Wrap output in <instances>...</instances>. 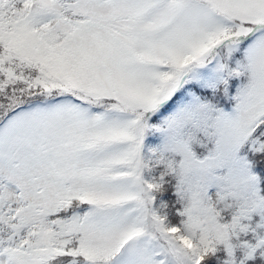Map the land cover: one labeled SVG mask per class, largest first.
<instances>
[{"label": "snow or ice", "instance_id": "1", "mask_svg": "<svg viewBox=\"0 0 264 264\" xmlns=\"http://www.w3.org/2000/svg\"><path fill=\"white\" fill-rule=\"evenodd\" d=\"M0 264H264V0H0Z\"/></svg>", "mask_w": 264, "mask_h": 264}]
</instances>
